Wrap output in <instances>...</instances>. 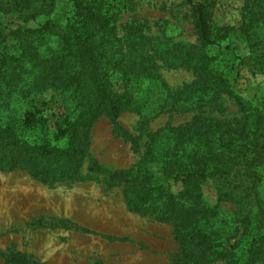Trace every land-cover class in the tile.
Here are the masks:
<instances>
[{
    "label": "trees",
    "instance_id": "trees-1",
    "mask_svg": "<svg viewBox=\"0 0 264 264\" xmlns=\"http://www.w3.org/2000/svg\"><path fill=\"white\" fill-rule=\"evenodd\" d=\"M69 1L68 14L59 18L56 0H0V14L17 21L0 22V171L25 164L43 183L71 178L89 149L94 121L104 115L114 122L137 98L139 77L147 79L148 70L157 69L155 61L148 67L141 59L152 37L134 20L122 26L121 35L116 32L109 8L120 11L132 0ZM243 3L239 29L246 55L238 45L219 43L231 28L212 25L214 0L192 7L199 46L192 51L181 42L167 46L179 59L172 65L199 72L198 81L180 94L184 111L232 92L231 82L240 76L237 68L218 69L214 61L221 52L209 55L207 47H221L250 72L264 71V0ZM133 47L141 53L134 55ZM112 53L117 57L108 56ZM121 77L119 91L114 82ZM49 89L60 102L53 125L36 105ZM235 99L245 114L241 125L206 118L167 124L156 132L141 165L108 175L109 185L129 183L124 191L129 210L172 224L178 249L172 264H264V94ZM61 140L64 146L56 144ZM149 162L161 168L162 182L148 176ZM170 178L180 181L178 191L165 185ZM208 181L212 201L204 192ZM225 203L233 205L229 213L222 210ZM30 263L38 264L20 253L10 255V264Z\"/></svg>",
    "mask_w": 264,
    "mask_h": 264
},
{
    "label": "rangeland",
    "instance_id": "rangeland-1",
    "mask_svg": "<svg viewBox=\"0 0 264 264\" xmlns=\"http://www.w3.org/2000/svg\"><path fill=\"white\" fill-rule=\"evenodd\" d=\"M198 1L210 0H132L130 6H116L122 7L120 11L109 8L117 34L121 35L126 22L134 20L133 25L152 37L141 59L148 67L155 61L157 69L148 70L147 79L139 77V87L134 92L137 98L114 122L104 115L94 121L89 131V149L71 178L43 183L31 177L30 167L25 164L12 171H0V264H10L12 253L38 264H172L178 251L172 224L129 210L124 202L129 183L116 181L109 185L108 175L141 165L144 154L158 138L156 132L165 125L182 126L206 118L239 126L245 114L235 96L251 101L264 94V71L250 72L247 64L237 66V60L221 47L209 46V55L221 52L214 61L220 64L218 69L237 68L240 76L232 80V92L220 93L209 105L189 111L179 107L184 86L197 82L199 72L172 65L179 59L167 46L181 42L190 51L191 46H199L192 8ZM214 2L212 25L231 28L230 36L219 43L238 45L239 53L246 55L239 29L243 0ZM69 10V0H56L57 17L63 18ZM0 22L13 26L17 21L0 14ZM132 50L134 55L141 53L136 47ZM108 56L117 57L113 53ZM124 82L122 77L116 80L115 88L123 90ZM36 105L53 125L59 94L46 90ZM56 144L64 146L66 140ZM149 163L148 176L162 182L161 168ZM165 185L178 191L181 184L170 178ZM260 191L264 199V183ZM204 192L212 201L209 181ZM222 210L229 213L233 205L225 203Z\"/></svg>",
    "mask_w": 264,
    "mask_h": 264
}]
</instances>
